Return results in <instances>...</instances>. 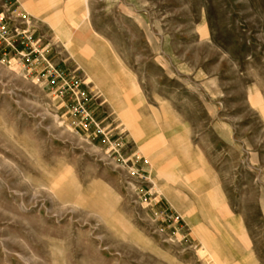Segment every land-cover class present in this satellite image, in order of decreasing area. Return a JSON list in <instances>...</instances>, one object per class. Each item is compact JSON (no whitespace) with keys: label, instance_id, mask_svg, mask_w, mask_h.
I'll list each match as a JSON object with an SVG mask.
<instances>
[{"label":"rangeland","instance_id":"374dc122","mask_svg":"<svg viewBox=\"0 0 264 264\" xmlns=\"http://www.w3.org/2000/svg\"><path fill=\"white\" fill-rule=\"evenodd\" d=\"M18 1L0 0V264H264V0H46L77 14L142 138Z\"/></svg>","mask_w":264,"mask_h":264},{"label":"bare ground","instance_id":"6f19581e","mask_svg":"<svg viewBox=\"0 0 264 264\" xmlns=\"http://www.w3.org/2000/svg\"><path fill=\"white\" fill-rule=\"evenodd\" d=\"M20 1L28 12L33 13L34 15L42 18L52 26L56 36L67 49L68 55L72 59H75L77 61L78 65L81 68H83V71L87 76V78L91 82H93L107 96L110 104L113 106V108H115L118 115H120V117L123 119L125 126L128 127V129H130L132 134L136 137H141L144 130L141 129L138 125H136L137 122L134 119L130 108L128 106H123V103L121 102L124 101L125 94L121 93V91L119 90H116L114 87L107 85V83L114 76L107 71V68L105 67L103 60L99 57V55L95 53V51H93L92 49L93 42H90V40L87 39V37L84 38L83 35L76 30L77 27L80 25L77 14H75V12H73L68 7L66 8L65 12L64 11L61 12L60 11L61 9L57 7L58 3L56 1H53L51 6L45 5L46 0H20ZM70 1L72 0H68V2ZM63 13L65 14L63 15ZM71 27L72 28L74 27V29L71 30ZM149 140H151L152 141L151 143H153V139H149ZM147 141L148 140H146V142ZM143 143H140V146L143 149H146L145 144ZM158 171L159 173L161 172V174L164 175L163 170L158 168ZM180 174L184 178L181 179V183L178 184L189 188L194 194L198 193V196H200L201 198L203 196L202 189L201 188L199 189V187L198 188L192 187L188 183H186L185 180L187 179L188 181V175L186 169H181ZM156 187H159V185ZM48 189L54 196H57L55 194L57 192H55L53 188L48 187ZM170 197L171 200L176 201L174 196H170ZM84 201H85L84 196L80 195L77 200L70 201L69 204L72 206H77L80 203H83ZM191 206L192 204L190 203L187 204L186 206L185 205L183 206L184 212L187 215L189 221L193 219V215H192L193 212ZM198 229L201 232H204V228L202 226H198ZM217 253L218 252L216 249L210 251V255L213 259H216Z\"/></svg>","mask_w":264,"mask_h":264},{"label":"built area","instance_id":"2783aa9c","mask_svg":"<svg viewBox=\"0 0 264 264\" xmlns=\"http://www.w3.org/2000/svg\"><path fill=\"white\" fill-rule=\"evenodd\" d=\"M25 23L27 24L28 21H25ZM27 39H31V34L27 36ZM40 77L53 89V93L59 97L68 95L74 109L85 115L87 114L84 105L89 97L82 88L80 78L74 72L65 73L48 64L40 72Z\"/></svg>","mask_w":264,"mask_h":264},{"label":"crops","instance_id":"0c3cea01","mask_svg":"<svg viewBox=\"0 0 264 264\" xmlns=\"http://www.w3.org/2000/svg\"><path fill=\"white\" fill-rule=\"evenodd\" d=\"M18 1V0H17ZM19 2V1H18ZM34 16V15H33ZM35 17V16H34ZM37 18V17H36ZM43 21V20H42ZM45 22V21H44ZM47 23V22H46ZM48 24V23H47ZM49 25V24H48ZM50 26V25H49Z\"/></svg>","mask_w":264,"mask_h":264}]
</instances>
